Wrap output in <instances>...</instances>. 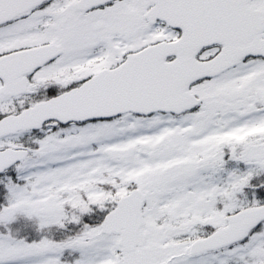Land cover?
I'll return each instance as SVG.
<instances>
[{"label": "snow or ice", "instance_id": "6c2138e0", "mask_svg": "<svg viewBox=\"0 0 264 264\" xmlns=\"http://www.w3.org/2000/svg\"><path fill=\"white\" fill-rule=\"evenodd\" d=\"M0 264H264V0H0Z\"/></svg>", "mask_w": 264, "mask_h": 264}]
</instances>
